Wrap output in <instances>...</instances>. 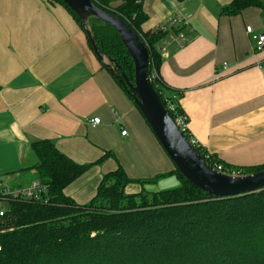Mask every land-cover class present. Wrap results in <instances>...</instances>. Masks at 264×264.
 <instances>
[{
    "label": "crops",
    "instance_id": "crops-1",
    "mask_svg": "<svg viewBox=\"0 0 264 264\" xmlns=\"http://www.w3.org/2000/svg\"><path fill=\"white\" fill-rule=\"evenodd\" d=\"M113 2L119 7L124 0ZM233 2L144 0L149 19L143 31L155 33L168 22L176 27L159 43V77L180 94L177 106L191 143L233 167L263 166L264 53L255 52L246 28L264 33V8L223 15ZM172 34L187 41L169 42ZM96 118L101 122L93 126ZM43 140L92 165L65 190L80 205L119 167L131 180L176 178L173 163L69 12L46 0H0V185L33 181L23 171L36 164L32 145Z\"/></svg>",
    "mask_w": 264,
    "mask_h": 264
},
{
    "label": "trees",
    "instance_id": "trees-1",
    "mask_svg": "<svg viewBox=\"0 0 264 264\" xmlns=\"http://www.w3.org/2000/svg\"><path fill=\"white\" fill-rule=\"evenodd\" d=\"M52 1L66 9L84 32L80 20L61 0ZM91 1L125 22L140 38L149 53L153 88L175 121L184 116L178 106L175 113L168 109L166 100L180 94L171 93L159 77L162 57L158 46L170 31H143L149 19L144 0H124L119 7H112L114 0ZM249 8L263 9L264 4L262 0H234L223 15L237 16ZM90 29L100 53L115 60L133 82L132 59L114 30L95 19ZM154 74L157 77L152 79ZM110 75L139 111L124 89L125 83ZM182 130L191 142L188 131ZM192 145L209 166H220L223 173L246 176L264 170V165H227ZM32 149L37 162L23 172L46 191L40 200L8 203L9 209L0 218V264H264V189L214 197L191 185L175 168L173 174L180 183L177 188L129 195L128 185L144 186L168 175L137 181L118 168L104 176L88 204L80 205L65 190L92 165L74 162L48 140L35 142Z\"/></svg>",
    "mask_w": 264,
    "mask_h": 264
},
{
    "label": "water",
    "instance_id": "water-1",
    "mask_svg": "<svg viewBox=\"0 0 264 264\" xmlns=\"http://www.w3.org/2000/svg\"><path fill=\"white\" fill-rule=\"evenodd\" d=\"M61 1L80 20L97 60L121 83H125V91L131 94L163 151L191 185L208 195L220 198L247 195L264 189V170L246 176L226 174L209 166L197 152L153 88L149 78L147 47L125 22L98 8L91 0ZM177 1L183 3L185 0ZM92 19L109 26L117 34L132 59L133 82L127 79L115 60L100 53L89 25Z\"/></svg>",
    "mask_w": 264,
    "mask_h": 264
},
{
    "label": "built area",
    "instance_id": "built-area-1",
    "mask_svg": "<svg viewBox=\"0 0 264 264\" xmlns=\"http://www.w3.org/2000/svg\"><path fill=\"white\" fill-rule=\"evenodd\" d=\"M174 27L172 22H168L166 25H161L159 27V30L162 32L170 31ZM247 34L251 37L252 42L254 44V49L257 54H263L264 53V33H257L252 27L246 28ZM187 41V39L183 35H175L172 34L168 41ZM157 77L156 74L152 76V79H155ZM177 96H173L171 99H167V105L168 109L175 113L177 109ZM177 115V114H176ZM100 119L96 118L91 121V124L93 126H97L100 124ZM177 125L181 129H186L185 125L187 122L186 116H177V119L175 121ZM187 130V129H186ZM127 132L123 131L122 136H126ZM216 169V168H215ZM218 171L222 172V168L219 166L217 168ZM46 191L45 187L41 185L39 182H33L29 184L26 187H5L0 185V201H4L9 203L10 201H30V200H40L41 195ZM6 210L0 209V218H3L5 216Z\"/></svg>",
    "mask_w": 264,
    "mask_h": 264
},
{
    "label": "rangeland",
    "instance_id": "rangeland-1",
    "mask_svg": "<svg viewBox=\"0 0 264 264\" xmlns=\"http://www.w3.org/2000/svg\"><path fill=\"white\" fill-rule=\"evenodd\" d=\"M47 3H49L51 6L54 5V2L52 0H47ZM175 3H176V5H179V2L177 0H175ZM114 4L115 3L113 2V6H114ZM90 22H89V25H90ZM119 168H121V167H119ZM179 184L180 183L177 180V178L162 179L156 183H152V184H148V185H144V186L141 184H130L126 188V193L130 195V194H138V193L142 192L143 190H146V191L151 192V193L167 191V190H172V189L177 188L179 186ZM0 209L8 210L9 209L8 203L4 202V201H0Z\"/></svg>",
    "mask_w": 264,
    "mask_h": 264
}]
</instances>
